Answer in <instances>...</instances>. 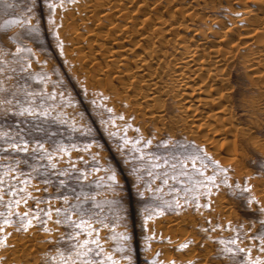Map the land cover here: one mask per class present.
Listing matches in <instances>:
<instances>
[{
    "label": "rangeland",
    "instance_id": "rangeland-1",
    "mask_svg": "<svg viewBox=\"0 0 264 264\" xmlns=\"http://www.w3.org/2000/svg\"><path fill=\"white\" fill-rule=\"evenodd\" d=\"M92 1L51 0L52 9L49 0H0V264H62V257L67 264H234L219 254V240L236 232L240 246L251 248L252 259L264 264V228L258 222L264 219V79H252L245 69L244 44L226 71V105L234 123L223 127L206 119L209 127H198L200 121H188L189 111L181 110L184 98L163 95L152 102L134 91L147 92V85L135 82L125 92L128 98L119 100L90 79L98 75L93 60L108 56L95 58L93 44L87 48L81 42L83 52L74 48L76 31L83 41L93 38L88 29L96 25L82 15ZM254 1L244 0L249 6ZM244 2L148 0L152 6L146 10L170 19L172 10L190 7L195 12L187 9L179 20L206 28L212 37L210 28L240 23L236 16ZM234 4L239 9L233 10ZM16 18L29 23L5 27ZM179 32L166 35L178 39L184 31ZM133 50L131 56L138 49ZM26 108L33 114L22 111ZM149 108L162 109L164 117L149 119ZM45 110L47 116L37 114ZM220 125L223 131L228 125L233 129L223 134ZM25 141L27 152L20 150ZM37 142L53 153L55 168L39 158ZM61 145L66 150L57 152ZM249 185L250 193L241 192ZM248 195L259 204L249 205ZM17 212L38 219L24 230ZM6 219L12 222L4 224ZM81 220L85 224L77 229L73 222ZM240 259L247 256L240 253L235 264Z\"/></svg>",
    "mask_w": 264,
    "mask_h": 264
},
{
    "label": "bare ground",
    "instance_id": "bare-ground-1",
    "mask_svg": "<svg viewBox=\"0 0 264 264\" xmlns=\"http://www.w3.org/2000/svg\"><path fill=\"white\" fill-rule=\"evenodd\" d=\"M134 1L135 0H93L89 7L86 8L83 6V8H85L82 14L83 17L85 16L87 18L89 16L88 20L90 18L94 21L96 27L88 29L90 31L89 37L93 38L88 39L86 37L84 41L82 40L84 37L81 32L76 31L75 36L76 39L79 40V44L75 43L76 46L74 48L76 51L83 52L81 42L86 44L87 48L93 44L97 46V49H95L96 52L94 53L97 54L95 58L102 57L105 53L108 55L105 61L99 62L98 59L93 60V63H99L96 71H94L95 74L98 75L95 78L90 76V79H94L96 84H98L97 86L108 95L119 100L128 98V94L125 92H127L129 88H132L135 82L141 85H144V83L147 85V92H143V89L134 91L140 94L141 97H147L146 99L152 102L158 100L157 98L163 95H173V97L175 95L178 96L177 99L184 98L182 103L186 104L180 106L181 110L185 109L189 111V114H185L186 118H189L188 121H200L198 122V127H207L206 119L215 121L216 123L218 122L222 126L232 124L234 120L232 121L231 111L228 110L226 105L229 104L228 101H230V90L228 91L226 86L228 80L226 71L234 58L238 57L236 55L240 54L238 51L241 43L244 44L242 48L245 49H243V52L240 50V58L242 57V63L244 67H246L245 69L248 68L249 71H252V79H264V72L260 70V68L264 67V14L262 15V13H264V0H255L253 3L254 6H249L250 4L247 5V2L240 0L245 4L247 3L244 8L241 7L244 5L243 3L240 6V10H238L239 15L236 17H238L240 23L234 22L236 23H233L234 26L236 25L235 27H219V29L212 27L209 31H212V37L209 36L210 34L208 35L206 28L203 30V28L199 26V30L197 29L198 27H193L194 24H185L183 21L179 20V16H184L185 10L188 9V11L190 10L191 12V9H189L190 7L184 8L185 10L182 11L179 10V13L172 10L174 13H172L170 19H168L164 17L163 14L157 15L155 12H153V14L151 12L153 10L147 9V11L146 8L149 7L147 3L148 0H142L143 2H140L141 0H137L139 2ZM188 3H190V1H188ZM234 5L233 10L239 9L236 7V4ZM131 6L134 7L129 9ZM191 7H193V5H191ZM155 8L157 9V7ZM155 8L153 7V9ZM193 12L191 13L193 14ZM194 14H197V11ZM201 16L203 15H199L198 17L200 18ZM202 18L203 17H201V19ZM239 20L237 21L239 22ZM192 21L195 20L193 19ZM219 24L220 23H218V26ZM222 24L226 25L224 23ZM85 25L87 26V23H85ZM103 25H105V29L100 31L98 26ZM207 26L208 24L206 27ZM180 29H183L184 33L182 36H179L180 38L178 39L174 38L175 36L168 37L169 35H166L168 33H176L175 35H178L180 34ZM133 35H138L139 37L132 40ZM252 44H255V48L253 47L254 50L253 48H249ZM133 49L138 50L131 56L132 51H134ZM248 49L249 51H245ZM103 50L105 52H103ZM115 80L119 82L118 86L114 84L113 81ZM259 85L260 84H258V86ZM211 94L215 95L211 96ZM124 103H126V100ZM175 103L180 105L179 100ZM129 104L132 103H128L127 106H129ZM150 104L147 103L146 105L149 106ZM207 105L210 106V108L203 111L206 109ZM161 106L163 107L164 105ZM129 107L127 108L129 109ZM151 107L153 109V105H151ZM150 110L149 108L147 115L150 117L149 119L152 118L151 120H153V118L156 117H159V119L160 117H164L159 113L160 111L161 113L163 112L162 109ZM201 115L204 116V120H200L202 117ZM144 117L146 116L144 115ZM193 125L196 124L194 123ZM229 125L224 128V131L220 128L223 134L229 133L230 128L233 129V127ZM212 128L214 127L209 129ZM237 128H239V126H236V129ZM209 129L207 131H209ZM212 131L214 130L212 129ZM242 131L240 132L241 134H243ZM235 152L236 151H234V154Z\"/></svg>",
    "mask_w": 264,
    "mask_h": 264
},
{
    "label": "snow or ice",
    "instance_id": "snow-or-ice-1",
    "mask_svg": "<svg viewBox=\"0 0 264 264\" xmlns=\"http://www.w3.org/2000/svg\"><path fill=\"white\" fill-rule=\"evenodd\" d=\"M49 7L54 9L56 7L55 4L51 3V0H49ZM19 23H25V24H28L29 21L26 20V19H21V18H16V19H12L10 21H7L5 27L9 26V25H12V24H19ZM24 50H27V51H31V49H21V48H18L17 51H24ZM23 70V69H22ZM23 112H27L28 114H33V110L31 108H26V109H23L22 110ZM38 115L40 116H47L48 115V112L45 110L43 112H38L37 113ZM148 143H151V141H148ZM164 143H167V141H165ZM12 147H18L17 145H12ZM36 149L41 153V156L39 158H46L49 162V166L52 167V168H55L56 165L54 163H52L53 161V153L49 152L47 148H45L44 144L42 143H39L37 142L36 144ZM21 151H24V152H27L28 151V147H27V141L24 142V147L20 148ZM66 149L64 148V146H57L56 148V151L57 152H63L65 151ZM218 166V165H217ZM222 171H227L226 169H221ZM114 179V177H113ZM209 180H212L214 181L215 180V176H211V177H208ZM61 183H63V181H61ZM224 183L227 184V179L224 180ZM218 187V186H217ZM237 187H239V185H237ZM250 190H251V186H247L246 188L244 189H241V192H247V193H250ZM210 194V193H209ZM21 201L17 200L16 201V204L19 205ZM246 202L250 205L252 203H257L259 204V201H256L255 197L251 196V195H248L246 197ZM204 206H210V205H204ZM11 203L9 204V213H11ZM177 207H179V204H177ZM197 207H201V205H197ZM37 211H39V209H37ZM55 211L57 213L60 212V209H55ZM261 212H264V208L260 209ZM17 216L20 217V220H21V223L23 225V229L24 230H27V228L31 227L33 225V219H38V217H33L32 219L29 218V213L28 212H25V213H19L17 212L16 213ZM46 215L50 216L51 215V210L48 211V213H46ZM151 217L148 216V217H145V219H150ZM70 219V218H69ZM12 221L10 220H4L3 223L4 224H9L11 223ZM59 222V221H57ZM260 224H261V227L264 228V219H261L258 221ZM210 223V221H209ZM74 226L79 229L81 226H83L85 224V222L83 220H81L79 223H76V222H73ZM217 227H220L219 225H217ZM229 227H231L229 225ZM0 231H3L2 228H0ZM45 231H49V229H45ZM205 231H207L205 229ZM80 233L77 232V235H79ZM89 235H91V233H89ZM122 239L124 240H127L129 239L126 235L122 236ZM89 241L88 240H85L84 241V244H88ZM91 243H96V241H91ZM260 243H261V247H260V251L261 252H264V232L261 233V237H260ZM219 244L222 245L223 247L221 248L220 250V255H224V256H227L229 259H232L234 261V264H235V258L240 254V253H244L246 256H247V259H240L238 264H261V261L259 258L253 260L252 257H251V248H244V247H241L240 244H241V238H240V233L239 232H236L234 238L228 240V241H225L223 239L219 240ZM187 245H181V247H186ZM77 248L81 247L80 244H77L76 245ZM62 264H67V261H64L63 260V257H62ZM112 264H116L115 261L112 262ZM171 264H175V262H171ZM188 264H192L191 261L188 262Z\"/></svg>",
    "mask_w": 264,
    "mask_h": 264
}]
</instances>
